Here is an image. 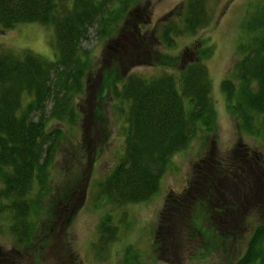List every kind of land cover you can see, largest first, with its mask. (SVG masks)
<instances>
[{"label": "trees", "instance_id": "trees-1", "mask_svg": "<svg viewBox=\"0 0 264 264\" xmlns=\"http://www.w3.org/2000/svg\"><path fill=\"white\" fill-rule=\"evenodd\" d=\"M132 2L0 0L2 28L22 22L49 26L55 54L48 61L26 50L0 49V198L4 200L0 208L9 214L8 231L15 244L26 247L37 238L39 225L51 217L53 198L64 189L69 178L65 171L55 189L48 185L59 141L65 136L62 126L64 123L73 126L77 119L74 99L81 92V78L87 66L86 52L81 51L80 43L91 26L99 37L110 33L124 13L125 25L129 24L127 32L134 40H140L143 34L133 22L142 18L143 8ZM182 4L178 21L168 18L158 25L155 36L165 47H171L174 38L183 33L193 34L207 19L204 0H184ZM245 11L240 21V39L236 42L239 56L233 63L236 81L223 79L220 87L237 126L249 134L264 136V0L249 4ZM124 31L108 47L119 43L118 47L130 49L134 43L122 34ZM210 51L211 44L206 39L185 48L181 52L182 63L174 73L165 71L147 77L129 73L121 79L118 70L113 69L109 91L112 100L117 101L115 109L125 125L123 149L115 165L97 182L96 195L117 208L149 199L158 189L169 157L184 149L198 132L211 130L214 110L209 96L210 80L203 64ZM170 61L163 60L162 65ZM198 127L203 131H198ZM226 157L191 166L180 192L164 198L157 212L151 245L161 250L167 246L164 239L172 234L174 239V233L181 231L184 225L181 215L185 213H189L185 221L191 226L192 209L202 210L209 204L210 209L219 208L215 212L222 213L221 198H232V194L242 198L237 191L239 178ZM233 204L235 208L241 205L240 201ZM39 215L45 221L37 219ZM103 216L97 225L99 250L113 240L116 232L110 216L107 213ZM217 225L212 231L223 247L232 235L226 224ZM263 244L264 228L260 225L251 232L245 253L235 264L254 261L264 264ZM125 254L121 264H139L138 259L128 260ZM3 255L0 264H5L1 262Z\"/></svg>", "mask_w": 264, "mask_h": 264}, {"label": "rangeland", "instance_id": "rangeland-1", "mask_svg": "<svg viewBox=\"0 0 264 264\" xmlns=\"http://www.w3.org/2000/svg\"><path fill=\"white\" fill-rule=\"evenodd\" d=\"M183 1L134 0L132 4L143 8L142 18L133 22L143 34L138 41L127 32L129 24L125 25V13L106 35L99 37L95 29L89 27L79 46L86 52L87 66L81 78V92L74 99L77 119L73 126L65 123L62 126L65 136L59 141L53 163L55 168L48 176V185L55 189L65 171L69 178L64 189L53 198L49 221L46 222L41 215L37 217L45 222L40 224L39 221L38 236L26 247L15 244L8 231L9 214L0 208L2 263L121 264L123 253H126L128 260L136 258L139 264H235L245 253L254 228L260 225L264 228V136L249 134L237 126L220 87L223 79L236 81L233 63L239 56L236 42L241 35L240 21L246 13L245 8L259 0H204L207 19L203 26L193 34L183 33L175 37L171 47H165L155 36L158 25L168 18L178 21L177 13L182 9ZM122 30H126L122 34L134 43L133 46L120 48L118 43L108 47L118 40ZM52 35L49 26L36 22L17 23L6 29L0 26V49L26 50L49 61L55 57L51 49ZM205 39L211 44L209 56L203 62L210 80L209 96L214 110L211 130L198 132L184 149L169 157L158 189L149 199L118 208L106 202L105 198L96 195V184L119 159L125 127L123 117L115 109L117 101L112 100L109 91L113 69L118 70L121 79L129 73L142 77L165 71L174 73L182 63L181 52ZM163 60L171 61L162 65ZM51 125L56 126L55 123ZM225 155L234 175L239 178L237 191L242 198L237 199L236 194L229 199L221 198L222 213L215 212L219 208L210 209L209 204L202 210L192 209L191 226L185 221L189 213H185L181 215L184 222L181 231L176 228L178 234L174 233V239L173 234L164 239L167 246L161 250L151 245L157 212L162 208L164 198L170 193L180 192L191 166L196 162H211V158L216 157L220 160ZM237 201L241 205L235 208L233 202ZM0 202L4 204L1 198ZM106 213L111 218L110 223L116 226V232L113 240L99 250L97 225ZM218 223L226 224V230L232 235L225 240L223 247L212 231ZM251 264H257V261Z\"/></svg>", "mask_w": 264, "mask_h": 264}]
</instances>
